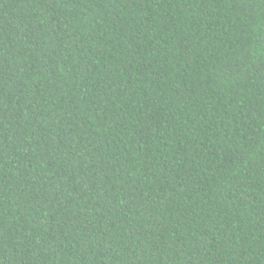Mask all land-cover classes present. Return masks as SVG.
I'll list each match as a JSON object with an SVG mask.
<instances>
[{"label": "trees", "instance_id": "trees-1", "mask_svg": "<svg viewBox=\"0 0 264 264\" xmlns=\"http://www.w3.org/2000/svg\"><path fill=\"white\" fill-rule=\"evenodd\" d=\"M0 264H264V0H0Z\"/></svg>", "mask_w": 264, "mask_h": 264}]
</instances>
